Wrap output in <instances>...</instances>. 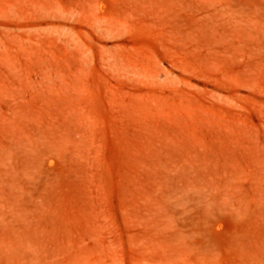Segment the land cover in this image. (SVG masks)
Segmentation results:
<instances>
[{"label": "rangeland", "instance_id": "374dc122", "mask_svg": "<svg viewBox=\"0 0 264 264\" xmlns=\"http://www.w3.org/2000/svg\"><path fill=\"white\" fill-rule=\"evenodd\" d=\"M0 264H264V0H0Z\"/></svg>", "mask_w": 264, "mask_h": 264}]
</instances>
